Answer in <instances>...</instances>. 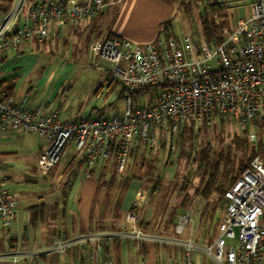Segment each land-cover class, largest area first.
<instances>
[{
    "label": "built area",
    "instance_id": "obj_1",
    "mask_svg": "<svg viewBox=\"0 0 264 264\" xmlns=\"http://www.w3.org/2000/svg\"><path fill=\"white\" fill-rule=\"evenodd\" d=\"M103 5V0L70 4L65 0H14L0 19V56L15 53L29 42L53 43L51 21L75 25L98 15ZM91 53L93 66H98V59L110 63L103 84L117 81L125 90L122 109L62 121L54 112H47L48 102L30 106L26 95L6 96L0 89V135L31 133L45 139L46 147L38 158L43 171L52 168L70 146L82 162L85 176L113 154L114 170L121 174L132 149L137 153L152 149L166 136L173 140L186 121L212 126L217 120L230 119L251 148L258 139L255 128L264 127V0H251L247 17L233 29L224 28L219 43L188 34L158 37L143 44L105 36L92 46ZM144 89L147 91L137 99L131 95ZM5 169L0 156L2 229L8 227L17 209ZM191 211L189 207L176 216L173 232L177 237L190 224ZM134 231L130 235L138 240L179 242L185 264H194L196 249L211 264H264V160L253 155L224 191L222 226L211 244L200 247L191 237L153 238ZM121 235L102 231L72 240L59 238L52 249L63 252L76 243L84 244L102 254V264H112L103 242ZM28 238L27 230L14 233L11 248L1 258L14 264L35 256L37 252L22 249Z\"/></svg>",
    "mask_w": 264,
    "mask_h": 264
},
{
    "label": "crops",
    "instance_id": "obj_2",
    "mask_svg": "<svg viewBox=\"0 0 264 264\" xmlns=\"http://www.w3.org/2000/svg\"><path fill=\"white\" fill-rule=\"evenodd\" d=\"M65 1L70 4L82 0ZM103 2L104 5L99 15L83 19L78 24L74 25L60 19L51 21L49 33L54 37V50L61 53L70 52L74 55L76 52L74 48L79 46L84 47L90 57L92 46L108 34L129 37L125 32L115 27L108 29V21L115 4L120 3L121 14L139 9L141 3L138 0H103ZM107 7L109 9H106ZM150 10L153 14L152 8ZM162 12L156 17L158 21L166 15ZM2 15L0 12V19ZM158 37V35L152 38L148 37L146 41L149 42ZM47 43H25L21 47L22 53L11 54L1 62L0 82L15 78L13 95L16 98L26 95L30 106H42L48 102L47 112H54L58 119L67 121L73 118L67 113L72 101H75L80 93L79 88L72 93L69 98L71 101H69L66 97H57L64 76L57 81L56 87L50 88L49 86L43 91L37 88L41 87L45 81V74L40 75V71H38L36 88L31 85L30 80H27L26 73L30 66L34 62L36 63L39 56L48 52L44 48L48 45ZM61 61L54 63L58 64L56 69L72 68L73 64H68V60L61 59ZM101 89L97 94L95 91L96 99L106 98L107 94L102 95ZM84 105H86L85 101L77 106L76 112L82 111L81 108ZM111 108V102L98 106L93 105L89 108L88 114H96L98 110L100 113L107 114ZM5 136L7 135H0V141L7 139ZM41 139L37 140L32 147L37 151L36 164L41 174L40 180H29L26 177H16V174L5 172L8 177L7 184L11 191V197L17 205V209L8 227L6 229L0 228V264H12L7 259H2L1 254L11 248V236L24 230L29 232V238L28 241L22 243V249L37 253L31 258L20 259L14 264H102V254L98 253L95 248L84 244L76 243L63 252L52 249L59 238L72 240L95 230L98 232H116L119 235H121L120 233H128V235L123 236L107 237L104 240V250L111 257L112 264H169L170 260L173 261V264H181L179 260L175 261L173 258L176 251L179 254L183 252L179 242L164 243L157 240L149 241V239L138 240L129 233L140 230L139 220H142L143 224L146 225L142 233L152 237L148 232L154 233L155 231L158 232L157 238L159 236L160 238L180 239L177 236H171L173 232L171 220L189 207L192 208L190 228L188 226L189 229L187 228L181 234V239L191 237L198 244H200L198 242L200 239H204L202 235L201 237L198 235L199 231H197L196 224L198 221L203 222L208 218L205 214V211L208 210L206 200L204 199V204L201 205L200 199L198 201V199L193 198L196 194L187 192L181 194L179 191L173 194L161 193V185L154 189L152 187L153 182L145 174L146 154L148 152L145 153L144 164L138 167L136 174L134 176L133 174L129 175L130 178L125 188L122 191L117 190L113 199L114 207L117 197L120 195L117 220L115 223H110L101 219L104 200L107 195L112 193L111 186L107 187L108 184L103 183L105 177L109 176V173L102 169L104 162L97 163L92 168L90 175L85 176L82 165L79 164L78 158L74 157L72 148L68 146L63 151L59 161L49 170L43 171L39 167L38 158L46 147V141ZM0 156L4 160L1 153ZM133 158V156L129 158V162ZM134 164L136 165V162ZM134 164L133 167H135ZM155 176L160 177L158 173H155ZM197 195L201 196L200 194ZM132 205L135 206L134 210L130 209ZM219 217L216 208L211 221L218 220ZM193 258L195 264V252Z\"/></svg>",
    "mask_w": 264,
    "mask_h": 264
},
{
    "label": "rangeland",
    "instance_id": "obj_3",
    "mask_svg": "<svg viewBox=\"0 0 264 264\" xmlns=\"http://www.w3.org/2000/svg\"><path fill=\"white\" fill-rule=\"evenodd\" d=\"M138 1L141 3L139 9H134L127 13L122 12L121 14L120 3L115 4L107 28L111 29L115 27L129 36H122V38L128 39L133 43L143 44L147 42L148 37L152 38L156 35L160 38H166L168 35L180 36L182 34L192 35L193 37L203 35L200 23L202 7L208 10L210 17L214 19L217 26L221 24L219 34L222 35L224 28L230 27L233 29L247 17L248 5L251 0ZM151 8L153 14L150 10ZM106 9L109 8L107 7ZM161 11H163V14L166 13V15L162 20L158 21L156 17ZM164 22L170 23L167 31L165 29L161 30L163 29L162 24ZM213 41L214 39L211 42L213 43ZM47 44L44 48L48 52L39 56L36 63L34 62L26 73L27 80L31 81V85L34 88H36L38 81V71H42L41 73L39 72L40 75L45 74V81L41 87L37 88L40 91L45 90L49 86L50 88L56 87L57 81L64 76L57 96L58 98L66 97L67 100L71 101L69 98L72 93L78 90V88L80 90L79 95L75 101H72L67 113L73 118H84L89 115L88 110L93 105L98 106L109 102H111L112 108L108 113L114 107L122 109L123 99L118 96L121 86L117 84L115 89H111L106 84H103L106 79L105 69L110 67L109 62L98 59V66H93L91 63L92 53L90 52L89 57V53L84 47H75L74 50L76 52L73 55L70 52L61 53L54 50V41ZM21 47L22 45L17 52L11 54L22 53L21 50L23 49ZM11 54H7L5 57L8 58ZM61 59L68 60V64H73L72 68L56 69L58 64L54 63L57 61L62 62ZM42 67L44 68L42 69ZM57 70H59L58 73H56ZM99 84L102 85V95L107 94L106 98L96 99L94 93ZM84 101L86 105L82 108L80 107L82 111L76 112L77 106ZM184 127L181 139L179 131L173 140L171 137L166 136L163 144L149 149L146 155V162L150 161V163L156 166L155 173L160 175L162 182L161 193L173 194L183 190L190 194H196L193 198L198 199V201L200 199L201 205L204 204V199L206 200L208 210L205 211V214L208 218L203 222L198 221L196 224L197 231H199L198 235L204 237V239L198 241L200 244L197 243L201 247L211 244L213 238L219 234L222 226L223 197L221 193L213 188L220 187L222 184L224 188H227L248 162L250 156H252V150H255L256 154L264 160V146L258 148L256 141L253 144V148H251L246 137L238 131L236 124L230 119L217 120L212 126L203 125L197 121L187 122ZM255 131L258 138H261L262 143H264V127L255 128ZM5 137L7 139H1L0 141V153L4 157V162H6L5 172L16 174V177H26L29 180H40L41 174L36 164L37 151L32 147L37 140L42 139L31 133H11ZM137 155L134 156L133 162H129L128 160V168L121 174L115 172L114 164L109 162L104 164L103 170L107 171L109 176L105 177L103 183H107V187L111 186L112 193L107 195L104 200L102 221L104 219L110 223L116 222L113 211L111 213L113 199L118 189L122 191L125 188L130 177L129 175L133 174L134 176L136 174L138 164L136 165V169L133 167V164L139 160ZM206 167L208 172L205 173ZM210 172L215 175L214 183L210 182ZM208 187L211 191L209 197L205 198L204 195L200 194V191L204 189L208 190ZM197 194H200L202 197ZM213 205L218 209L220 216L215 221H211L212 216L210 214ZM188 226L183 232L186 231ZM96 232L98 231L95 230L89 233ZM135 232L133 231L129 234H135ZM148 234L155 238L158 232H148ZM179 238L181 239L182 236L180 235ZM148 239L149 241L154 240ZM182 254L176 251L175 255L173 254V258L175 261L179 260L181 264H184L185 261ZM195 260V264H211L209 258L200 249H196L195 251ZM168 263L173 264V261L170 260Z\"/></svg>",
    "mask_w": 264,
    "mask_h": 264
},
{
    "label": "trees",
    "instance_id": "obj_4",
    "mask_svg": "<svg viewBox=\"0 0 264 264\" xmlns=\"http://www.w3.org/2000/svg\"><path fill=\"white\" fill-rule=\"evenodd\" d=\"M28 1H32V0H28ZM12 0H0V12L2 13V14H5V13H7L11 8H12ZM101 13V12H100ZM99 13V14H100ZM98 14V15H99ZM228 20V19H227ZM200 23H201V28H202V32H203V35H201L202 37H204L205 39H207L208 40V42H210V43H212L211 41H212V39H214V41H213V43H219V42H221V40H222V35L221 34H219V29L221 28V24H219L218 26L215 24V21H214V19L212 18V17H210V15H209V13H208V10L205 8V7H202V9H201V12H200ZM228 23V22H227ZM169 22H164L163 24H162V28L163 29H161L162 31L165 29L166 31L168 30V26H169ZM218 29V30H217ZM215 35V36H214ZM169 36V35H168ZM167 36V37H168ZM214 36V37H213ZM107 37H118V36H115V35H113V34H108L107 35ZM6 56V55H5ZM5 56H0V63L1 62H3L5 59H6V57ZM14 82H15V78H12V79H9V80H6V81H2V82H0V89L6 94V96H9V95H13V87H14ZM117 84H119L117 81H111L108 85H107V87L108 88H113V89H115L116 88V86H117ZM101 89V84H99L98 86H97V88H96V94L99 92V90ZM147 91V89H144L143 91H135V92H133V93H131V95L133 96V98H135V99H137V97H138V95H140V94H142V93H144V92H146ZM124 93H125V90L123 89V88H121L120 90H119V92H118V96L119 97H123V95H124ZM96 114L97 115H101V114H103V113H100L99 112V110L96 112ZM187 122H194V121H186V122H184L185 124L187 123ZM199 123H201V124H203V125H205L203 122H199ZM185 124H183L184 126H185ZM183 126V128L182 129H180V132H179V136H180V139H181V137H183V132H184V127ZM165 142V140L163 139V138H160L159 139V142H158V145L159 144H163ZM257 145H258V148H260L261 146H264V143H262V140H261V138H258L257 139ZM66 147H68V146H66ZM65 150V149H64ZM63 150V151H64ZM149 149H147V150H145V151H143V152H136L137 150H131L130 151V153H129V158H131L132 156L134 157V156H136L137 154V157H138V163H136V165L138 166V167H140L141 165H143L144 163L143 162H145V153H147V151H148ZM63 153V152H62ZM257 152H255V150H252V156L253 155H255ZM62 155V154H61ZM147 155V154H146ZM252 156H250V158L252 157ZM74 157H76V154L74 153ZM250 158L248 159V162L244 165V167L241 169V171H240V173L242 172V170L245 168V167H247V165H248V163H249V160H250ZM106 162H109V163H112V164H115V162H114V154L112 155V156H110V158L108 159V160H106V161H104V164L106 163ZM79 164L81 165L82 164V162L81 161H79ZM136 165L134 164V166H135V169H136ZM105 167V166H104ZM137 167V168H138ZM155 164H153V163H150V161H148V162H146V167H145V174H146V177L147 178H150V180L153 182V188L154 189H156V188H158V187H160V185H161V179H160V177L159 176H155ZM127 168H128V165L126 166V168H125V171L127 170ZM102 169H104L103 167H102ZM206 172H208V169H207V167H206V169H205V173ZM239 173V174H240ZM210 174V182H212V183H214V178H215V175H214V173H212V172H210L209 173ZM238 174V175H239ZM237 175V176H238ZM236 176V177H237ZM235 177V178H236ZM130 178V177H129ZM235 178H234V180H235ZM233 180V181H234ZM233 183V182H232ZM231 183V184H232ZM127 184V183H126ZM230 184V185H231ZM229 185V186H230ZM126 186V185H125ZM228 186V187H229ZM227 187V188H228ZM227 188H224L223 187V184L219 187V186H217V187H214L213 189L214 190H216L217 192H219V193H221V195H222V197H223V193H224V191L227 189ZM123 190V189H122ZM210 189H209V187H208V190H201L200 191V194L201 195H204V197L205 198H208L209 197V194H210ZM185 191H183V190H181L180 191V193L181 194H183ZM187 195V194H186ZM120 196V195H119ZM117 197V200H116V202H115V204H114V207H113V215H114V217H115V219L117 220V211H118V206H119V198L120 197ZM185 197H187V196H185ZM187 208V207H186ZM130 209L131 210H134L135 209V206L134 205H132L131 207H130ZM187 210V209H186ZM216 211V207H215V205H213V207H212V210H211V216H213L214 215V212ZM184 213V212H183ZM177 216V215H176ZM176 216L175 217H173V219L171 220V224H173V222H174V219L176 218ZM115 223V222H114ZM139 227H140V231L141 232H144L143 230L146 228V225H144L143 224V221L142 220H139ZM171 236H173V237H175L176 236V234H174V232H172L171 233Z\"/></svg>",
    "mask_w": 264,
    "mask_h": 264
}]
</instances>
